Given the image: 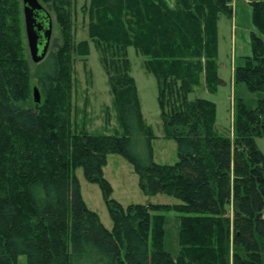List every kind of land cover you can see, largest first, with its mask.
<instances>
[{"label":"trees","instance_id":"obj_1","mask_svg":"<svg viewBox=\"0 0 264 264\" xmlns=\"http://www.w3.org/2000/svg\"><path fill=\"white\" fill-rule=\"evenodd\" d=\"M250 56L234 67V84L264 93V0H247ZM54 15L60 43L32 71L22 0H0V264H264V100H236L233 136L216 131L218 21L233 0H90L88 36L108 78L122 135L77 132L72 121L75 58L87 65L88 41L76 43V0H39ZM52 17V16H51ZM144 57L158 83L164 138L178 162L154 161L153 131L141 113L128 49ZM36 80L43 101L32 100ZM110 155L134 167L147 196L175 205L124 207L111 197L103 169ZM99 185L110 231L91 211L76 176ZM179 219L180 255L163 248L166 214ZM26 257L25 262L20 257Z\"/></svg>","mask_w":264,"mask_h":264},{"label":"rangeland","instance_id":"obj_2","mask_svg":"<svg viewBox=\"0 0 264 264\" xmlns=\"http://www.w3.org/2000/svg\"><path fill=\"white\" fill-rule=\"evenodd\" d=\"M89 1L76 0L73 8L75 41L76 43L88 41L91 48L87 65H84L78 56H74L71 97L73 129L77 132L87 131L91 134L122 135L125 128L121 125L113 107V96L108 78L101 65L99 53L88 36V15L83 12L82 8L84 5H88ZM170 2L173 3V0H170ZM233 7V16L230 17L221 13L218 21V54L221 62L225 64L220 75L223 84H220L215 95L209 94L204 86L195 88V91L189 95L190 101L201 98L213 101L217 105L216 131L225 136H233V116L236 100H243L249 109H255L258 102L264 100V93H250L244 84H234L232 80V65L235 67L242 62L243 57L251 55V33L259 34L253 25L252 8L248 1L233 0ZM51 16L53 32L49 53L55 51L56 45L60 43V29L56 25L52 13ZM28 54L30 57L29 48ZM128 55L131 62V76L136 81L144 122L155 135V139L152 141L154 161L161 165H174L179 160L177 144L173 140L164 138V126L158 105L157 80L147 72L144 67V57L138 54L134 48L128 49ZM233 61L236 65L233 64ZM31 67L34 72L36 64L32 62V59ZM32 83V100L35 102L34 89L38 88L41 95L40 103H42V91L36 80L33 79ZM256 142L258 148L264 153V138H259ZM103 172L105 179L112 188L111 197L124 207L131 204L175 205L180 203L177 199L165 194L145 195L139 187V179L133 165L118 155L108 157V164ZM76 176L87 207L97 213L104 227L111 231L113 221L99 185L89 183L82 168L77 169ZM164 229L163 248L174 260H177L180 255V246L179 219L176 212L172 211L166 214ZM20 261L25 262L26 257H20Z\"/></svg>","mask_w":264,"mask_h":264},{"label":"water","instance_id":"obj_3","mask_svg":"<svg viewBox=\"0 0 264 264\" xmlns=\"http://www.w3.org/2000/svg\"><path fill=\"white\" fill-rule=\"evenodd\" d=\"M25 35L30 57L34 64H39L48 55L53 32V20L49 11L39 0H22ZM43 13L46 22L40 21ZM45 21V20H44ZM34 100L36 104L41 102L38 88L34 89Z\"/></svg>","mask_w":264,"mask_h":264},{"label":"crops","instance_id":"obj_4","mask_svg":"<svg viewBox=\"0 0 264 264\" xmlns=\"http://www.w3.org/2000/svg\"><path fill=\"white\" fill-rule=\"evenodd\" d=\"M218 58H219V54H218ZM219 61H220L219 62L220 65H219L218 75H219V78L221 79V84H223V79L220 77V75H221L222 68L225 67V64L221 62L220 58H219ZM233 64L235 65V61H233ZM233 77H234V66L232 65V80H233ZM232 135H233V131H232Z\"/></svg>","mask_w":264,"mask_h":264},{"label":"flooded vegetation","instance_id":"obj_5","mask_svg":"<svg viewBox=\"0 0 264 264\" xmlns=\"http://www.w3.org/2000/svg\"><path fill=\"white\" fill-rule=\"evenodd\" d=\"M48 11H49V10H48ZM44 20H45V21H44ZM40 21L46 22V19H45L43 13L40 14ZM50 44H51V43H50ZM48 53H49V52H48Z\"/></svg>","mask_w":264,"mask_h":264}]
</instances>
